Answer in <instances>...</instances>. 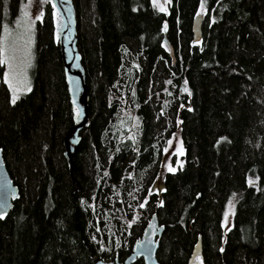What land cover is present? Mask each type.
<instances>
[{
	"label": "trees",
	"instance_id": "1",
	"mask_svg": "<svg viewBox=\"0 0 264 264\" xmlns=\"http://www.w3.org/2000/svg\"><path fill=\"white\" fill-rule=\"evenodd\" d=\"M71 2L88 94L71 170L75 110L50 2L34 25L31 91L15 104L0 65V148L18 187L0 218V264L122 261L152 213L157 264H189L198 237L202 264H264V0H204L197 40L201 0H171L166 13L152 0ZM18 3L0 0V22ZM176 127L183 155L152 190Z\"/></svg>",
	"mask_w": 264,
	"mask_h": 264
},
{
	"label": "water",
	"instance_id": "2",
	"mask_svg": "<svg viewBox=\"0 0 264 264\" xmlns=\"http://www.w3.org/2000/svg\"><path fill=\"white\" fill-rule=\"evenodd\" d=\"M50 3L51 6L56 4L55 8L52 6L57 16L55 37L59 46L68 100L71 107L75 110L73 124L63 137V155L67 161L69 170H71L73 145L76 144L79 138L78 132L88 122L86 114L88 94L84 84L80 54L76 47L75 15L72 2L71 0H50ZM57 9H59V13ZM69 17L71 18L70 21ZM200 20L201 15L197 16V14L192 19L194 40H197L200 36ZM65 25L67 27H64ZM58 33L59 39H57ZM168 47L169 55L173 61L172 49L170 45ZM17 196L18 187L13 183L8 174L0 148V212L6 213ZM162 229V226L158 223L156 214L152 213L143 226L139 238L133 242L130 253L122 261H118L117 258H114L112 261H102L94 258L93 264H132L137 258H141L143 264H157L155 251ZM197 252H200L199 237L194 245L189 264H191Z\"/></svg>",
	"mask_w": 264,
	"mask_h": 264
},
{
	"label": "rangeland",
	"instance_id": "3",
	"mask_svg": "<svg viewBox=\"0 0 264 264\" xmlns=\"http://www.w3.org/2000/svg\"><path fill=\"white\" fill-rule=\"evenodd\" d=\"M19 3L16 7L12 9H8L5 7L1 8V22H0V38L5 35L4 25H7L11 35L8 37V46L9 52L8 55L14 56L13 60V70L17 74L15 78L12 79V84L14 87L20 89L19 93L25 91L26 87L30 85V77H29V68H26L27 73V81L28 85L23 83L24 76L23 71L25 69V65L27 64V50H28V39L31 37V45H30V56L31 62L33 57L32 44H33V36H34V25L32 21L35 20V17L40 14L42 7V0H32V4L25 8V5L28 3V0H18ZM160 3H164V0H159ZM28 12V17L24 16V12ZM201 9L199 8L198 12ZM11 20V21H10ZM10 21V22H8ZM19 21V24L17 23ZM36 21V20H35ZM29 26H31V31H28ZM9 71L8 67L4 65L3 71V80L7 84L10 90V96L12 97V88L9 87L8 82L5 80V73ZM169 141H172L171 145H169ZM181 144V139L179 137V128L176 127L174 131L170 134L169 138L166 141V144L163 149V153L161 156L160 169L156 178L153 180L154 182L150 186V189L155 191H160L162 188L161 180L162 175L165 171H168V165L171 164L173 168L176 167L178 162L181 160V155L176 152L177 147ZM167 149V151H165ZM231 199H228L226 202L225 212L228 210V202ZM231 218L232 214L229 215V221L227 227L224 226V216L222 219V229L225 233L229 227L231 226Z\"/></svg>",
	"mask_w": 264,
	"mask_h": 264
},
{
	"label": "snow or ice",
	"instance_id": "4",
	"mask_svg": "<svg viewBox=\"0 0 264 264\" xmlns=\"http://www.w3.org/2000/svg\"><path fill=\"white\" fill-rule=\"evenodd\" d=\"M42 2H50V0H42ZM171 0H164V3H160L159 0H152L153 6L157 7L159 12L161 13H166L168 11L166 4L170 3ZM32 4V0H28V3L25 5V8H27L28 6H30ZM54 8L56 7V4L52 5ZM200 9L201 11L197 13V16H200L201 14H203L205 12V7H204V0H201V4H200ZM67 11V10H66ZM57 12L59 13V9H57ZM43 12H41L39 15H37L35 17V20H41L43 17ZM24 16L28 17V12L25 11L24 12ZM70 17H69V21H70ZM35 20L32 21V24L34 25ZM17 23L19 24V21H17ZM64 27H67V25H65ZM28 31H31V26H29ZM164 31H167V24L164 25ZM4 32L5 35L0 38V65H6L9 69V71L7 73H5V80L8 82L9 87L12 88V103L15 104L16 100L19 99V91L20 89L16 88L13 86L12 84V79L15 78V76L17 75L14 70H13V60L15 59L14 56H10L8 55L9 52V46H8V37L9 35H11V32L8 28L7 25H4ZM59 33L57 35V39H59ZM31 37H29L27 43H28V50H27V64L25 65V69L23 71V76H24V80L23 83L25 85H28V81H27V73H26V68L31 66V56H30V45H31ZM78 59V57H77ZM168 83H171V81H168ZM26 91H31V87L30 85H28L26 87ZM183 92H187L189 95H191L190 90L187 87V81H185V86L182 89ZM169 145H171L172 141L168 142ZM165 151H167V149H165ZM176 152L179 153L180 155H183V148H182V142L181 144L177 147ZM179 163V162H178ZM182 167V165H181ZM168 171L169 172H175L176 169L173 168L171 166V164L168 165ZM106 175V173H105ZM255 181L249 179V184H254ZM235 198V194H233V199ZM162 204V202H161ZM145 206V204H140V207L143 208ZM234 203L233 200H229L228 202V210L224 213V226L227 227L228 225V221H229V215L230 214H234ZM5 215L4 212H0V218H3V216ZM198 247V246H197ZM221 251H223V249H221ZM194 260L195 261H199L200 264H202V261L200 259L199 253L197 252L194 256Z\"/></svg>",
	"mask_w": 264,
	"mask_h": 264
},
{
	"label": "flooded vegetation",
	"instance_id": "5",
	"mask_svg": "<svg viewBox=\"0 0 264 264\" xmlns=\"http://www.w3.org/2000/svg\"><path fill=\"white\" fill-rule=\"evenodd\" d=\"M139 236H140V235H139ZM138 238H139V237H138ZM138 238H137V239H138ZM137 239H136V240H137ZM132 244H133V243H132ZM130 251H131V250H130ZM117 260H118V259H117ZM111 261H112V260H111ZM118 261H119V260H118Z\"/></svg>",
	"mask_w": 264,
	"mask_h": 264
}]
</instances>
